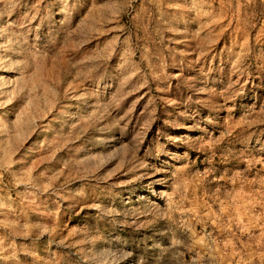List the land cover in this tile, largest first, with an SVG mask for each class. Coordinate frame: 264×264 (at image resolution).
Instances as JSON below:
<instances>
[{"label": "rangeland", "instance_id": "rangeland-1", "mask_svg": "<svg viewBox=\"0 0 264 264\" xmlns=\"http://www.w3.org/2000/svg\"><path fill=\"white\" fill-rule=\"evenodd\" d=\"M0 264H264V0H0Z\"/></svg>", "mask_w": 264, "mask_h": 264}]
</instances>
